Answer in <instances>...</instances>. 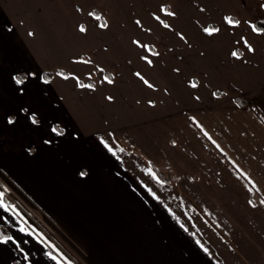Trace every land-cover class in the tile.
<instances>
[{"label":"crops","instance_id":"1","mask_svg":"<svg viewBox=\"0 0 264 264\" xmlns=\"http://www.w3.org/2000/svg\"><path fill=\"white\" fill-rule=\"evenodd\" d=\"M105 2L0 0V177L57 233V238L46 236L19 208H0V235L12 237L0 243V264H264V205L259 203L264 199V35L244 22L264 26V0H153L146 25L135 23L140 20L135 11L130 30L121 9L110 18L100 14L98 5ZM161 5L176 13H159L171 29L152 17ZM94 11L101 22L108 18V29L95 26L87 15ZM226 15L241 24L226 25ZM78 24L88 31L80 32ZM213 26L220 32H203ZM130 35L138 40L142 35L141 43L152 45L159 56L126 43ZM144 55L154 63L147 64ZM37 70L43 78L52 73L50 83L33 77L24 92L18 91L12 77ZM72 73L82 84H95V90L78 87ZM109 95L114 100L108 101ZM21 108L37 111L40 124L32 125ZM8 114L18 117L15 125L7 124ZM192 116L227 156L211 145ZM56 124L62 136L50 133ZM99 137L113 145L119 159ZM151 166L170 170L175 183L154 181L147 174ZM81 171L87 175L81 177Z\"/></svg>","mask_w":264,"mask_h":264},{"label":"snow or ice","instance_id":"2","mask_svg":"<svg viewBox=\"0 0 264 264\" xmlns=\"http://www.w3.org/2000/svg\"><path fill=\"white\" fill-rule=\"evenodd\" d=\"M261 8H264V4L260 5ZM77 10L78 11H85L81 6H77ZM203 7H201V11H203ZM165 16H171V17H175L176 13L174 11H171L167 6L165 5H161L158 12H153L152 13V17L158 21L164 28L166 29H171L172 25L167 23L164 19H162L161 14ZM87 15L89 17L92 18V22L95 24L96 27L101 28V29H108L109 28V24L107 22V20H104L103 22H101V16L96 13V12H88ZM223 21L226 23V25L231 26V27H237L241 24V21L238 19H233L230 15H226L223 17ZM245 23H247L251 29L252 32L258 34V35H264V26H257L252 20H247L244 21ZM135 23L137 25L141 24V21L139 19H137L135 21ZM78 29L80 32L82 33H86L88 30L85 27L84 24H78ZM149 31H151V29H149ZM203 32L205 34H207L208 36H212L214 33H218L220 32V28L218 27H204L203 28ZM29 35H34V33L29 32ZM182 40H187V37L184 35L183 32H177L176 33ZM241 40L243 41L244 46L246 47V50L248 52H255V48L248 42L246 37H241ZM133 44L142 47L146 50L147 53L151 54V55H155V56H159L158 52H154L153 51V46L152 45H147V44H142L140 40L136 39L132 41ZM106 50V49H105ZM231 55L237 59L241 58V54L237 53L236 51H232ZM143 60H145L147 62V64L152 65L154 63L153 59L150 58V55H144L141 57ZM83 57H75L74 60H83ZM90 62V61H89ZM95 67H97V69L103 73L104 69L101 68L99 65H95ZM175 72H179L180 69L179 68H175L174 69ZM58 75L64 79H68L69 74L65 73L63 71L59 72ZM73 76V78L76 81V84L78 87L81 88H89V89H93L95 90L96 85L95 84H82L80 83L79 77L75 76L74 73L71 74ZM90 75V74H89ZM135 75L143 81V83L145 85H147L150 88H154L155 85L152 84L141 72H136ZM35 78L36 81H43V84H49L50 81L47 80L46 78H43L39 75V70L37 71H27L25 72L23 77L20 76H13L12 79L15 81L16 85L20 86L17 90L20 92H24L25 91V87L27 83H31V79L30 78ZM103 81L107 82L109 84L114 83V80H112L109 76H103ZM188 83L192 86V87H197L198 85L196 84V82L194 80H190L188 81ZM166 91V89H165ZM212 95L214 97H218V93H212ZM196 99H199V97H195ZM106 99L108 101H112L114 100V97L109 95L106 97ZM148 104L151 106H155L156 101L155 100H148ZM239 106V105H237ZM20 112H24L27 114L26 118L28 121H30V123L32 125H39L40 124V119H39V114L37 111L31 110L30 108H21L19 110ZM18 117L16 115L13 114H8L6 116V122L8 125H15L17 123ZM190 120L195 124V126L197 127V129H199L200 132L203 133V135L207 138L208 141L211 142V145H213L215 147V149H217L220 153L224 154L225 156H227V153L225 152L224 148L220 145V143L217 142L216 139H214L209 132L204 128L203 124H201L197 118L195 116L190 117ZM50 133L51 134H55V135H63V132L61 131V127L60 124H56V125H50ZM108 136L110 137H114L115 133L114 132H109L107 133ZM100 143L103 144V146L112 153L113 156H117V153L114 151V147L112 144L109 143L108 140H106L104 137H99ZM47 142H51V136L49 138V140ZM171 143L173 144V146L176 145L177 141L176 140H172ZM121 152H123V149H120ZM117 159H119V156H117ZM234 164V162H232ZM237 167V172L239 173V175H242L245 177V179L248 180L249 185H251L252 187H256L255 182L251 179V177H249L247 175V173H244L242 171L239 170L238 166ZM147 174L149 176H151V178L156 181L159 184H164V181L161 180L156 174L155 172H153L151 169H148ZM79 175L81 177H84L87 175V173L85 171H81L79 173ZM192 179H195V177H192ZM145 187H147V185H145ZM148 192L152 195V197L156 200H160V196L157 195L156 192L152 191L151 188H148ZM4 193L0 192V208H3L7 211H11V212H15V209L13 207H10L9 204L3 199ZM247 203L252 206V207H256L257 205L253 203L252 200H248ZM260 205H264V199H261L259 201ZM168 211L174 216L175 214L172 213L171 209H168ZM18 215V213H16ZM181 227H184L183 224H181ZM26 229L21 228V231H25ZM185 231H187V229H185ZM9 240H12L11 236H5V235H0V243H7ZM197 244L200 246V248L205 252L208 253L209 249L200 241H197ZM22 251V249H21ZM49 255L51 256V253H49ZM25 258L27 259V254L25 255ZM53 259H56L57 257L52 256ZM61 264H65V262H63L61 260Z\"/></svg>","mask_w":264,"mask_h":264},{"label":"rangeland","instance_id":"3","mask_svg":"<svg viewBox=\"0 0 264 264\" xmlns=\"http://www.w3.org/2000/svg\"><path fill=\"white\" fill-rule=\"evenodd\" d=\"M153 0H147V1H140L139 4H133L128 2H121V4H118L114 0H109V2H105L98 5V9L100 14L102 15V12L105 13L108 18L117 15L118 10L121 9L124 13L127 14V16L130 18L127 20L126 23V30L134 29V14L136 11V14L140 16L141 24L146 25V16L154 10V4ZM102 6V7H101ZM95 12V11H94ZM97 13V12H96ZM133 16V17H131ZM108 18H106L108 20ZM112 26V25H111ZM142 28V27H141ZM143 29V28H142ZM141 29V30H142ZM133 35V34H132ZM130 35L128 39L126 40V43H130L133 40L138 39V37H133ZM142 35L140 36V40L142 39ZM87 54V53H85ZM57 64L63 66L64 60L61 57L57 58ZM101 65V64H100ZM63 70H65V67H62ZM67 69V68H66ZM68 70H72L69 68ZM0 184L4 186L6 189H8V196H11L14 201L17 203V205H12L16 208H19L17 210H20V214L25 217L24 219L28 220L29 222L33 223L37 228L42 229L44 233H46V236H55L57 238V233L54 231V229L50 226V224L36 211L32 205L28 204V202L23 199L22 195L14 189L8 182L0 177ZM0 185V192L4 193V196L7 195V192L1 187ZM3 196V197H4ZM15 208V209H16ZM19 212V211H18Z\"/></svg>","mask_w":264,"mask_h":264},{"label":"trees","instance_id":"4","mask_svg":"<svg viewBox=\"0 0 264 264\" xmlns=\"http://www.w3.org/2000/svg\"><path fill=\"white\" fill-rule=\"evenodd\" d=\"M59 72H61V71H58V73ZM51 75H52V73H50V72L43 73V76L46 79H49L51 77ZM238 103L243 105L242 101H238ZM151 169L164 182L170 183V184H174L175 183V178H174V176H173V174L171 173L170 170H168V169H165V170L164 169H158V168H156L154 166H151ZM3 199L9 204L10 207H13L12 205H17V203L14 201V199L11 196L5 195L3 197Z\"/></svg>","mask_w":264,"mask_h":264},{"label":"built area","instance_id":"5","mask_svg":"<svg viewBox=\"0 0 264 264\" xmlns=\"http://www.w3.org/2000/svg\"><path fill=\"white\" fill-rule=\"evenodd\" d=\"M1 185V184H0ZM1 187H3V189L7 192V195L9 194L8 193V189H6L4 186L1 185Z\"/></svg>","mask_w":264,"mask_h":264}]
</instances>
